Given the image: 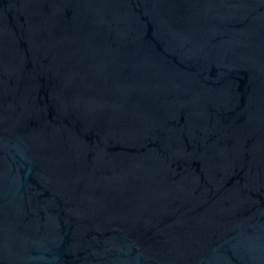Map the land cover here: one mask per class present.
I'll return each instance as SVG.
<instances>
[{
  "label": "water",
  "instance_id": "obj_1",
  "mask_svg": "<svg viewBox=\"0 0 264 264\" xmlns=\"http://www.w3.org/2000/svg\"><path fill=\"white\" fill-rule=\"evenodd\" d=\"M0 264H264V0H0Z\"/></svg>",
  "mask_w": 264,
  "mask_h": 264
}]
</instances>
